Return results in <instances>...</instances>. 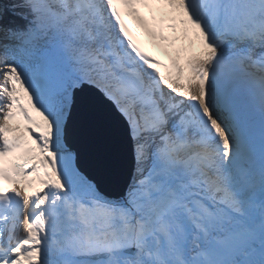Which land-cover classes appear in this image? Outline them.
<instances>
[{
  "label": "snow or ice",
  "instance_id": "snow-or-ice-1",
  "mask_svg": "<svg viewBox=\"0 0 264 264\" xmlns=\"http://www.w3.org/2000/svg\"><path fill=\"white\" fill-rule=\"evenodd\" d=\"M0 264H264V0H0Z\"/></svg>",
  "mask_w": 264,
  "mask_h": 264
},
{
  "label": "water",
  "instance_id": "water-1",
  "mask_svg": "<svg viewBox=\"0 0 264 264\" xmlns=\"http://www.w3.org/2000/svg\"><path fill=\"white\" fill-rule=\"evenodd\" d=\"M125 178L126 174L124 170L117 165L105 181L104 187L107 191H116L123 184Z\"/></svg>",
  "mask_w": 264,
  "mask_h": 264
},
{
  "label": "bare ground",
  "instance_id": "bare-ground-1",
  "mask_svg": "<svg viewBox=\"0 0 264 264\" xmlns=\"http://www.w3.org/2000/svg\"><path fill=\"white\" fill-rule=\"evenodd\" d=\"M181 63H184V61L182 60Z\"/></svg>",
  "mask_w": 264,
  "mask_h": 264
}]
</instances>
